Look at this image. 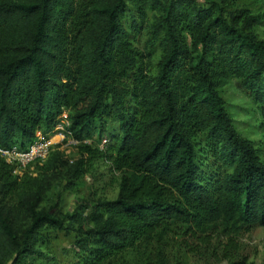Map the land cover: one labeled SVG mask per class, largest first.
Segmentation results:
<instances>
[{
  "label": "trees",
  "instance_id": "obj_1",
  "mask_svg": "<svg viewBox=\"0 0 264 264\" xmlns=\"http://www.w3.org/2000/svg\"><path fill=\"white\" fill-rule=\"evenodd\" d=\"M236 2L0 0V148L55 137L67 112L82 156L66 167L57 145L21 177L0 155V264L48 259L42 232L88 218V206L64 218L39 210L59 165L71 189L96 161L122 176L117 199L97 201L93 227L79 228L76 264L109 263L221 216L241 231L264 227V155L236 129L221 89L240 80L264 117V39L254 32L264 14ZM143 35L149 55L160 51L155 71Z\"/></svg>",
  "mask_w": 264,
  "mask_h": 264
},
{
  "label": "rangeland",
  "instance_id": "obj_2",
  "mask_svg": "<svg viewBox=\"0 0 264 264\" xmlns=\"http://www.w3.org/2000/svg\"><path fill=\"white\" fill-rule=\"evenodd\" d=\"M199 2L207 5L209 0ZM236 6L245 7L252 14H264V0H237ZM149 15L152 17L153 13ZM254 32L260 39H264V23L255 27ZM146 40L147 37L143 35L138 47L144 54L145 65L155 71L160 51H153L149 55L148 50L145 51ZM221 89L236 129L243 137L254 142L264 155V117L258 105L240 80H229ZM52 139L55 146L59 145L53 152L59 154L66 167L75 166L82 158L79 145H75L73 139L68 142H60L61 138L56 136ZM105 141L100 143V149H104ZM43 165L38 163L29 170L33 183L40 182L36 178L39 177L38 168ZM59 167L52 181V190L44 197L39 210L51 211L55 217L64 218L80 206L91 208L83 212L88 218L82 221V226L76 223L69 230H44V252L48 259L34 261L32 264H76L78 258L75 256V244L79 228H92L96 202L104 199L113 201L120 192L122 176L109 164L96 161L89 173L72 189L65 180L67 169L62 168V165ZM17 174L21 177L24 175ZM68 225L69 221H65V227ZM239 226V223L226 216L213 222L205 221L199 227L191 226L190 229L178 225L163 236H154L148 245L142 244L139 248L126 251L105 264H264V227L254 226L241 231Z\"/></svg>",
  "mask_w": 264,
  "mask_h": 264
},
{
  "label": "built area",
  "instance_id": "obj_3",
  "mask_svg": "<svg viewBox=\"0 0 264 264\" xmlns=\"http://www.w3.org/2000/svg\"><path fill=\"white\" fill-rule=\"evenodd\" d=\"M70 125L71 121L68 117V113L65 112L61 116L60 122L56 128V131H59L56 137L61 138L60 142L72 139L70 136L71 133L68 131ZM52 140V138L39 133L37 139L30 147L26 149H21L19 146L10 149L0 148V155L8 164L17 166L15 170L16 173H23L30 164L37 161L44 162L48 159L52 148L55 146ZM73 141L75 145L78 144L77 141ZM105 142L107 143V141Z\"/></svg>",
  "mask_w": 264,
  "mask_h": 264
}]
</instances>
